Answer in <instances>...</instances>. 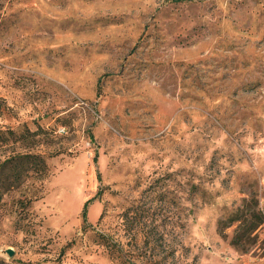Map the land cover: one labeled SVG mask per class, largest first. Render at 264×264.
Listing matches in <instances>:
<instances>
[{"label":"rangeland","instance_id":"1","mask_svg":"<svg viewBox=\"0 0 264 264\" xmlns=\"http://www.w3.org/2000/svg\"><path fill=\"white\" fill-rule=\"evenodd\" d=\"M25 154L5 264H264V0H0V168Z\"/></svg>","mask_w":264,"mask_h":264},{"label":"trees","instance_id":"2","mask_svg":"<svg viewBox=\"0 0 264 264\" xmlns=\"http://www.w3.org/2000/svg\"><path fill=\"white\" fill-rule=\"evenodd\" d=\"M179 2L185 1H192V0H177ZM3 166L0 168V171H3L8 165L15 170V174H17V178L19 179L20 171L19 167H24L27 171H31L32 174H35L40 177H44L47 175L48 166L45 162V159L38 154H25V155H18L10 158L5 163L2 164ZM242 239L239 237L233 240L234 245H240V241ZM0 264H5L2 260H0Z\"/></svg>","mask_w":264,"mask_h":264},{"label":"water","instance_id":"3","mask_svg":"<svg viewBox=\"0 0 264 264\" xmlns=\"http://www.w3.org/2000/svg\"><path fill=\"white\" fill-rule=\"evenodd\" d=\"M7 253L9 254V256H13V251L12 250H8Z\"/></svg>","mask_w":264,"mask_h":264}]
</instances>
